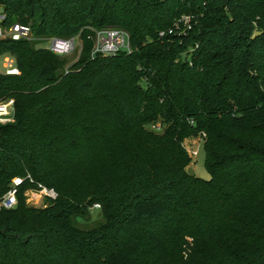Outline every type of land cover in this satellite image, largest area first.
Listing matches in <instances>:
<instances>
[{
    "label": "trees",
    "instance_id": "obj_1",
    "mask_svg": "<svg viewBox=\"0 0 264 264\" xmlns=\"http://www.w3.org/2000/svg\"><path fill=\"white\" fill-rule=\"evenodd\" d=\"M0 5L35 39L83 42L65 73L38 40H0L19 69L0 76L16 119L0 125V197L27 174L59 193L30 207L23 186L0 212V264H264V0ZM183 15L185 38L159 37ZM89 28L125 30L132 52L92 59ZM199 135L209 180L187 173ZM95 205L103 222L79 228Z\"/></svg>",
    "mask_w": 264,
    "mask_h": 264
},
{
    "label": "built area",
    "instance_id": "obj_2",
    "mask_svg": "<svg viewBox=\"0 0 264 264\" xmlns=\"http://www.w3.org/2000/svg\"><path fill=\"white\" fill-rule=\"evenodd\" d=\"M193 19L194 17L192 15L181 16L175 20L173 26L168 31L160 32L159 37L164 38L167 36H175L185 38L193 29ZM5 21L6 15L3 12V14H0V40H38L39 43L47 42V50L59 57H69L76 51L82 42L80 35L70 38L52 36L45 39H35L30 26L19 23L6 25ZM89 29L91 34L88 38L93 42V49L91 51L92 59L98 56L108 57L115 56L121 52H132L130 35L125 30L120 28ZM71 65H68L65 68V73L69 72V67ZM18 74L19 69L15 57L9 53L1 55L0 76H16ZM15 120V100L12 98L0 100V125L6 126L13 124L15 123ZM153 128L160 130L159 126H153ZM200 137L202 142L203 136L200 135ZM197 149L198 148L192 151V154L190 155L192 158H195L198 155ZM23 186H27L23 193L26 200L31 195H38L50 204L59 198V193L55 188L36 183L33 177L30 174H27L25 176L16 177L12 180L8 191L0 197V212L3 210L14 209L19 204L20 191ZM94 208H100V205H95Z\"/></svg>",
    "mask_w": 264,
    "mask_h": 264
},
{
    "label": "rangeland",
    "instance_id": "obj_3",
    "mask_svg": "<svg viewBox=\"0 0 264 264\" xmlns=\"http://www.w3.org/2000/svg\"><path fill=\"white\" fill-rule=\"evenodd\" d=\"M4 8L0 5V14H3ZM48 43H39L37 45V48H43L47 49ZM83 50V42L80 43L79 47L76 49V51L71 54L68 58L70 59V65L75 63L79 56L80 53ZM200 135L196 137H192L190 139H187L184 142V146L186 147L187 151H189V155L192 154V151L197 148V146L200 144L199 148L197 149L198 155L193 158V163L191 164L190 168L195 173V176L198 178L204 179V180H209L211 178L210 173L208 172L206 168V157H205V150L203 147V144L201 143ZM25 202L28 206L30 207H36V208H45L49 206L50 204L46 201L43 200L38 195H31L30 197L25 198ZM103 215L101 212V208H90L88 211V215L86 217H81L76 220V225L79 228L82 229H92L99 224L103 222Z\"/></svg>",
    "mask_w": 264,
    "mask_h": 264
},
{
    "label": "water",
    "instance_id": "obj_4",
    "mask_svg": "<svg viewBox=\"0 0 264 264\" xmlns=\"http://www.w3.org/2000/svg\"><path fill=\"white\" fill-rule=\"evenodd\" d=\"M260 34H261L260 32H256L255 35H254V38L257 37V36H259ZM186 56H187V55L184 54V55H183V58H186ZM187 173H188L190 176H195L194 171H193L192 168H190V167L187 169Z\"/></svg>",
    "mask_w": 264,
    "mask_h": 264
},
{
    "label": "crops",
    "instance_id": "obj_5",
    "mask_svg": "<svg viewBox=\"0 0 264 264\" xmlns=\"http://www.w3.org/2000/svg\"><path fill=\"white\" fill-rule=\"evenodd\" d=\"M200 144L197 146V148H199Z\"/></svg>",
    "mask_w": 264,
    "mask_h": 264
}]
</instances>
